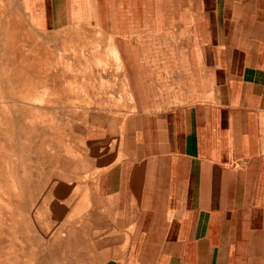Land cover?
I'll return each mask as SVG.
<instances>
[{"label": "crops", "instance_id": "0c3cea01", "mask_svg": "<svg viewBox=\"0 0 264 264\" xmlns=\"http://www.w3.org/2000/svg\"><path fill=\"white\" fill-rule=\"evenodd\" d=\"M13 2L46 39L80 28L65 98L114 264H264V0Z\"/></svg>", "mask_w": 264, "mask_h": 264}, {"label": "rangeland", "instance_id": "374dc122", "mask_svg": "<svg viewBox=\"0 0 264 264\" xmlns=\"http://www.w3.org/2000/svg\"><path fill=\"white\" fill-rule=\"evenodd\" d=\"M13 1L8 8L5 2L0 3V110L3 111L0 112V122L11 115L4 113L10 109L11 100H15L16 109L22 110L21 102L26 100L29 91L25 89L26 76L33 75L34 82L40 79H47V82H33L32 93L29 91L37 104L45 106L35 105L34 111L37 112L34 115L18 114L17 124L19 126L21 121L26 131L17 128L12 138L6 134L9 126L5 122L4 132L0 135L1 161L3 166H14L13 180H18L25 173L20 168L25 160L28 212L45 233L57 230L60 235L51 238V244H58L53 245L50 252L45 248V239L37 235L34 244L39 247L34 249L32 243L26 244L28 236L21 227L15 240L18 249H23L19 256L20 264H26V260L36 256L37 264H114L124 249V243L108 240L113 235L103 227L98 228L96 219L90 216L91 204L96 201L94 185L100 170L92 167L90 148L84 138L90 115L71 113L82 104L80 100L65 98L66 95L81 93L79 82L74 81L85 72L83 67L74 63L76 58L84 57L85 52L76 49L73 41L80 28H71L73 33L63 35L69 36L65 40L46 39L43 33L29 27ZM11 43L17 46L12 49ZM107 55L118 63L114 51L109 49ZM15 62L18 68L14 67ZM98 66L105 72L106 66ZM16 73L18 78L14 75ZM13 79L17 80L16 92L10 88ZM8 215L6 210L0 212V225L5 223L4 216ZM7 244V239H4L2 245Z\"/></svg>", "mask_w": 264, "mask_h": 264}, {"label": "bare ground", "instance_id": "6f19581e", "mask_svg": "<svg viewBox=\"0 0 264 264\" xmlns=\"http://www.w3.org/2000/svg\"><path fill=\"white\" fill-rule=\"evenodd\" d=\"M18 66L19 65H17V62H15L14 67L18 68ZM27 74H28V72H27ZM29 74H31V73H29ZM32 74H34V73H32ZM14 75L17 76V73ZM35 75H37V74H35ZM36 77L37 78H44L43 76H36ZM17 78H18V76H17ZM17 78H14V79H17ZM14 79H13V81L10 82V88L12 91L16 92L17 91V89H16L17 80H14ZM24 81L26 83L25 89L29 90L32 93V86H33V82H34L33 75L32 76L31 75L26 76ZM36 82L37 83L40 82L42 84L43 83L45 84V82H47V79H45V80L40 79L38 81H35L34 83H36ZM40 87L39 88L37 87V88L40 89ZM29 91H28V94L25 98L26 100L21 102V105H22L21 111L16 109L17 104H15L16 103L15 100L10 101V104H9L10 109L6 110V112H4V113H9L11 115H9L8 119L6 118V120L4 122H2V123L0 122V135L2 132H4L3 129H4V126L7 122H8L7 123L8 126H9V131L6 132V134L9 136H12V134L16 133L17 128L18 129L20 128L22 130L24 129V131H26L27 128H25L23 126L21 121L19 122V126L17 124L18 114H30V113L33 114V113L37 112V111L36 112L34 111L35 105L39 106L41 108L45 106L42 103H41L42 105L37 104L38 101L35 100L36 101L35 102L33 100L34 95L33 94L29 95L30 94ZM41 110H43V109H41ZM0 112H3V111L0 110ZM41 113H42V111H41ZM71 113H73V112H71ZM12 114H17V115H12ZM43 118H45V117H43ZM20 119H21V117H20ZM51 120H53V119H51ZM34 122H36V121H34ZM12 138H13V136H12ZM22 164H24V165H22ZM20 168H23V171L25 172L24 175L21 177V179L13 180V176L15 175L14 166L11 164L3 166L2 161H1V154H0V212L2 210H6L7 213H9V215L7 217L4 216L5 223L3 225H0V264H20L19 259H21V258L19 256H20L21 250H23V249H20V248L18 249L17 245H15L16 244L15 240H17V238L19 237L18 234H19V230L21 227H23L24 232L26 231V236H28L27 239L25 240L26 244L32 243L34 249H37L36 247H39V246L34 244V241L37 240L36 239L37 235L40 236L42 239H45V243H44L45 248L48 249L49 252H50V249L53 245L58 244V242H52V244H51V242H50L51 238H54L55 236H58V237L60 236L59 231H57V230L54 233H51L50 232L51 230H48L50 233H48V234L45 233L44 230H42L38 227L39 223H35V221L32 220V216H30V214L28 212L29 211V204L26 205V203H27L26 202V198H27L26 175H27V173L25 170L27 169V164H26L25 160L21 163ZM45 209H47V208L45 207ZM40 214L42 215V213H40ZM43 215H44V212H43ZM44 217H45V215H44ZM46 218H47V216H46ZM46 220L47 219H45V221ZM49 227L50 226H47V228H49ZM14 236H15V238H14ZM4 239H7V241H8V244L6 246L2 245ZM23 247L24 246H22V248ZM36 261H38L37 256L35 258H31V259L29 258L28 260L25 261V263L26 264H37ZM40 264H44V262L43 263L40 262Z\"/></svg>", "mask_w": 264, "mask_h": 264}]
</instances>
